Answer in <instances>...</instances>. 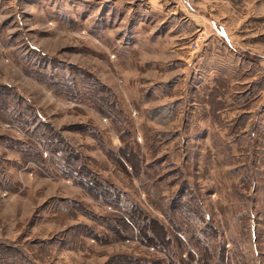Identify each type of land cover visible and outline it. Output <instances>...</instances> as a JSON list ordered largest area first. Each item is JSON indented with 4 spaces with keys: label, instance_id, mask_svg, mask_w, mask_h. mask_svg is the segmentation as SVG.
Masks as SVG:
<instances>
[{
    "label": "rangeland",
    "instance_id": "obj_1",
    "mask_svg": "<svg viewBox=\"0 0 264 264\" xmlns=\"http://www.w3.org/2000/svg\"><path fill=\"white\" fill-rule=\"evenodd\" d=\"M261 72L264 0H0V249L264 264Z\"/></svg>",
    "mask_w": 264,
    "mask_h": 264
},
{
    "label": "trees",
    "instance_id": "obj_2",
    "mask_svg": "<svg viewBox=\"0 0 264 264\" xmlns=\"http://www.w3.org/2000/svg\"><path fill=\"white\" fill-rule=\"evenodd\" d=\"M262 73V75L260 76V79H259V81L258 82H256L255 83V87L256 88H259V85H260V83L262 82L263 83V81H264V72H261ZM99 86H102V85H99ZM166 113L167 114H169L170 112L169 111H166ZM44 138H46V135L44 136ZM54 140V139H53ZM53 147V146H52ZM62 157H60L61 158V160H63V161H65V160H67V161H74L75 159L73 158V156H74V154L72 153V152H70V153H67V155H61ZM64 156V157H63ZM129 160L131 161L132 159H130L129 158ZM132 162V161H131ZM121 163L122 164H124L123 163V161H122V159H121ZM133 163V162H132ZM133 166H135L134 164H133ZM77 169H79V171L78 170H76L77 171V174L79 173V175L80 174H82V168H77ZM77 182H79V184H82V181L80 180V179H78L77 180ZM187 202V201H186ZM189 202H187V204H188ZM133 208V207H132ZM132 208H130V211H128V214L127 215H131L132 214ZM186 208H187V206H186ZM204 218V217H203ZM125 222H129L130 224H131V222L132 221H129V218L127 217L126 219L124 218L123 219ZM205 220H209V217L208 216H206V218H205ZM113 224H115V223H113ZM131 225H133V224H131ZM133 227H134V225H133ZM138 230V229H137ZM134 231L137 233V231H136V229H134ZM137 235V234H136ZM209 236H211V237H213L214 236V232L212 231V232H210V234H209ZM165 239V241L167 240V238H164ZM213 245V244H212ZM219 247H217L216 248V253H217V258L218 259H216V260H222L223 259V253H222V251L220 250V249H218ZM9 249H11V250H9ZM164 249V248H163ZM10 252H15V250L13 249V248H8V246H5L4 247V249L3 248H1L0 249V264H8V262H9V264H14L13 263V261L11 260V255L13 254V253H10ZM191 260H189V263L190 264H194V262H195V259H194V255H193V253L191 252ZM182 259H180L179 261H178V263L180 264V261H181ZM140 264H151V263H148V262H146V263H143V262H141ZM165 264H169V263H165Z\"/></svg>",
    "mask_w": 264,
    "mask_h": 264
}]
</instances>
